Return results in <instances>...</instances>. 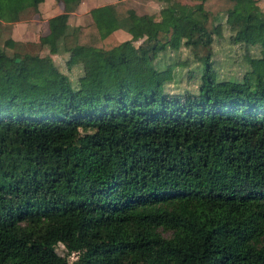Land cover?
Wrapping results in <instances>:
<instances>
[{"label":"trees","instance_id":"trees-1","mask_svg":"<svg viewBox=\"0 0 264 264\" xmlns=\"http://www.w3.org/2000/svg\"><path fill=\"white\" fill-rule=\"evenodd\" d=\"M42 1L0 0V24ZM61 1L64 11L80 2ZM159 1L158 17L125 0L94 5L91 21L42 35L44 54L0 42V264H264V9ZM221 13L246 48L240 78L212 62ZM118 27L128 37L106 47ZM182 45L205 49L195 90L168 88L178 61H157ZM111 64L113 83L85 78ZM144 68L155 88L138 83Z\"/></svg>","mask_w":264,"mask_h":264},{"label":"rangeland","instance_id":"rangeland-1","mask_svg":"<svg viewBox=\"0 0 264 264\" xmlns=\"http://www.w3.org/2000/svg\"><path fill=\"white\" fill-rule=\"evenodd\" d=\"M114 1V0H80L78 5L70 11H64L63 3L61 0H43L41 8L38 12H34L31 17L21 20L4 21L0 24V42H3L7 36H12L15 39V48L22 51H30L34 53L44 54L48 52L49 42L41 41L42 35L52 33L54 39L60 38L65 22L69 24L87 23L91 21L90 7L101 3ZM135 8L137 12L152 13L155 17L159 16L160 7L165 3L159 0H125ZM182 2L192 3L196 0H180ZM259 6L264 9V0H257ZM67 17V18H66ZM53 19V22H52ZM231 19V14H220L216 21L221 24V35H216L212 42L213 54L212 62L220 77H238L244 73L246 63L244 53L246 51L245 45L242 42L233 41L231 37V30L226 21ZM1 23V22H0ZM128 32L118 27L111 31L104 38L106 47L118 43L128 37ZM134 43L138 44L139 40ZM250 52H255L253 46ZM11 51V48L7 47ZM205 49L197 48L196 52L191 51L188 47L180 46L177 49L167 47L161 51L157 56V61L160 67L175 61L178 65L175 68V77L173 80L167 81L166 85L172 90L191 89L195 90L199 82V69L201 61L198 58L203 54ZM52 57L58 67L62 69H69L65 64V53H53ZM176 65V64H175ZM71 76L77 78L82 73L81 66L74 65L70 69ZM137 80L140 86L144 89L155 88V77L149 68L136 71ZM85 78L92 81H105L113 83L115 81L114 65L108 66L105 73H99L95 68H88L86 70ZM7 168V167H6ZM6 200L8 202V210L17 211V195L11 192V188L6 191ZM22 221L21 224H24ZM163 233H171L169 229L159 226ZM57 250L60 253L66 252L65 247L58 243ZM69 259L75 257L74 253L68 255Z\"/></svg>","mask_w":264,"mask_h":264},{"label":"water","instance_id":"water-1","mask_svg":"<svg viewBox=\"0 0 264 264\" xmlns=\"http://www.w3.org/2000/svg\"><path fill=\"white\" fill-rule=\"evenodd\" d=\"M19 57H16V59H18Z\"/></svg>","mask_w":264,"mask_h":264}]
</instances>
